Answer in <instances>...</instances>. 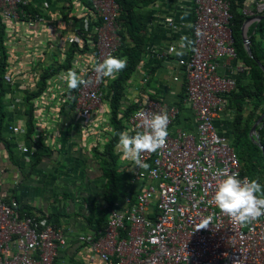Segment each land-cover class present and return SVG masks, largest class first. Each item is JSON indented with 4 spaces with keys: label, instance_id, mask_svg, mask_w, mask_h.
I'll return each instance as SVG.
<instances>
[{
    "label": "built area",
    "instance_id": "built-area-1",
    "mask_svg": "<svg viewBox=\"0 0 264 264\" xmlns=\"http://www.w3.org/2000/svg\"><path fill=\"white\" fill-rule=\"evenodd\" d=\"M26 5V0H0V16L5 21L20 20L26 17L22 13ZM90 10L98 19L92 29L96 40L87 41L94 52L87 62L73 59L69 69L91 81L71 96L75 111L84 119L98 115L104 102L107 78L97 81L94 66L109 54L116 57L121 45L117 0H91ZM193 13L192 49L179 58L178 65L185 71V102L194 113L195 126L171 131L178 109L153 100L142 101L129 118L132 130L142 131L137 127V112L164 110L169 117L168 136L163 148L142 154L147 169L136 164L132 168L134 179L142 183L135 199L123 197L119 208L109 211L102 232L77 237L103 264H264V216L245 225L234 223L212 199L223 178L219 172L247 178L241 177L231 142L218 132L215 122L224 98L237 83L232 73L220 71V65L229 69L237 59L229 2L193 0ZM243 13L262 15L264 0L255 3L254 11ZM26 21L32 27L44 19L37 15ZM167 23L174 27L171 19ZM74 41V35L67 38L68 43ZM174 52L175 47L169 46L167 53ZM61 73L60 88L66 72ZM21 150L29 153L25 147ZM206 218L209 225L200 229ZM66 244L62 229L25 214L15 199L0 194V264H53Z\"/></svg>",
    "mask_w": 264,
    "mask_h": 264
},
{
    "label": "crops",
    "instance_id": "crops-1",
    "mask_svg": "<svg viewBox=\"0 0 264 264\" xmlns=\"http://www.w3.org/2000/svg\"><path fill=\"white\" fill-rule=\"evenodd\" d=\"M26 1L29 11L35 8L44 19L43 23L29 27L26 20L5 21L0 16V25L5 26L6 55V66L0 80L4 91L2 112L5 115L0 134V194L6 200L15 199L25 214L45 220L65 232L67 244L59 251L54 264H103L85 244L77 242V237L101 232L108 220L104 201L106 181L98 164V158L103 155L94 153L96 148L103 152L104 145L108 143V101L104 100L100 114L89 119L82 118L75 108L66 106L73 104L72 91L68 90L63 80V87L58 85L63 78L61 72L68 70H61L56 76L46 79L42 92L32 96L41 87V79L37 76L53 64L51 56L58 55L57 60L64 62L62 52L67 49V38L74 34L73 30L95 28L98 19L90 10L91 0L87 1L88 5L82 0H71V10L66 0ZM254 2L249 0L246 8L252 11ZM166 17L174 19L175 29L163 21ZM193 17L190 0H157L137 10L133 20L141 28L139 33L144 34L146 52L166 51L173 45L175 60L164 56L153 62L149 54L144 55L143 62L128 82L124 102L128 105L149 98L168 107L176 106L179 115L171 131L193 129L195 126L194 113L185 102V71L176 64V57L191 52L192 44L183 50L180 46L186 40L192 41ZM255 24L248 25L244 21L240 42L243 43L245 35L249 41L253 38L254 44L259 41L264 45V33L256 31ZM243 48L246 51L244 43ZM93 52L94 48L88 46L83 55L73 59L87 62ZM117 58H120L119 54ZM255 62L264 72L262 63ZM220 71L226 75L232 73L237 81L249 72V68L237 55L229 69L220 65ZM6 76L11 78L10 82L4 79ZM228 98V95L224 98V107L215 121L216 127L220 128H217L218 132L224 134L233 124ZM30 105L33 106L31 130L27 124ZM104 126L106 131L102 130ZM126 132L135 135L130 127ZM101 140L104 142L101 143ZM22 147L27 148L29 153H24ZM115 147L118 170L127 188L123 195L134 200L136 193L142 189V183L134 179L132 168L135 164L125 159L121 150ZM122 196L117 200L118 208Z\"/></svg>",
    "mask_w": 264,
    "mask_h": 264
},
{
    "label": "trees",
    "instance_id": "trees-1",
    "mask_svg": "<svg viewBox=\"0 0 264 264\" xmlns=\"http://www.w3.org/2000/svg\"><path fill=\"white\" fill-rule=\"evenodd\" d=\"M82 1L88 5V0ZM156 1L157 0H117V4L119 7L117 23L120 27L118 35L119 37H121V48L119 49L118 54L120 58H127V66L117 75L116 79H106L103 90L104 100L108 101L110 108L109 117L106 122V125L108 126L107 128L109 129V131L106 132L108 143L104 145L103 152L99 151L97 148L94 149L95 154H100L101 156L103 155L102 158H98V164L99 170L102 173V177L106 181L104 201L107 204V214L110 210L117 208V200H119L120 196L123 195V192H126L127 190L126 186L122 182L121 173L118 170V154L115 151V146H117L119 140L118 133L126 132L128 130V118L138 109L137 102L129 103L128 105H126L124 102L128 82L132 75L137 72V69L142 62L144 55H148V52L144 50V34L139 33V30L141 28L137 23H134L133 20L137 10L144 8L149 4H153ZM228 1L231 14L230 29L234 40L235 50L239 58L242 59L247 68H249V72L244 75V77L237 80L236 89L228 94V100L230 102L229 108L233 113V124L230 129L228 128V131L225 134H220L227 136L231 142V145L241 165V177H247L249 180H251L254 177L258 176L264 180V122H261V124L256 128V132L263 149H260L259 146L255 145L249 137L251 127L264 113V72L258 67L257 63L255 62V60H258L264 66V45L259 41L257 42V44H254L253 38H251L250 50L252 53V57H250L246 53L243 48V43L240 42V31L242 24L247 19V17L243 14V10L246 8V4L249 0ZM254 1L256 2L258 0ZM66 2L68 4V9L71 10L73 7L71 0H66ZM252 6H254V4ZM22 10V13L26 15V17H21L22 20H26L28 18L33 19L38 15L35 8L32 12H30L27 6H22ZM74 20L79 21L75 18ZM254 26H256V31L259 30L262 31V34L264 33V20L259 21ZM4 28L5 26L1 24L0 52L2 53L0 58V80H2L3 78L2 75L4 74V69L6 66V55L3 37ZM71 28L74 27L72 26ZM93 28L94 27L91 26L86 30L83 28H78L77 33L73 34L75 36V41L73 43H68L67 49L62 52V59H64L63 63H60L57 60L58 55H56L55 57L51 56L52 59L50 58V61L53 62V64L51 65V67H48V69H46L43 74L37 76V78L41 79L42 83L41 87H39L37 92L33 93L32 96L36 97L42 92V88L44 87L46 79H50L56 76V74H58L61 70L69 71V69L71 68L72 59L76 56L83 55L86 50H88L89 45L87 41L90 39H93V41L96 40L92 33ZM125 28H127V30H125ZM126 35H128L129 37H127ZM127 38H130V40L128 41ZM152 61L155 62L157 61V59L153 58ZM3 93L4 91L1 89L0 85V134L1 130L3 129V119L5 116L2 112L4 108V103L2 100ZM66 106H71L74 110V104H68ZM32 111L33 106L30 105V108L27 111V124L30 130L31 127H33ZM105 129L106 127L102 130L106 131ZM124 195L122 196V198L124 197ZM21 211H23V209H21ZM57 257L55 258V260L57 259ZM55 260L53 264L55 263Z\"/></svg>",
    "mask_w": 264,
    "mask_h": 264
},
{
    "label": "clouds",
    "instance_id": "clouds-1",
    "mask_svg": "<svg viewBox=\"0 0 264 264\" xmlns=\"http://www.w3.org/2000/svg\"><path fill=\"white\" fill-rule=\"evenodd\" d=\"M178 1L181 2L184 0H178ZM190 1L191 4L193 5V0ZM255 3L254 6H252V11H254ZM263 15L264 13L262 15H258L254 17L244 15L247 17L245 22H248V25L252 23L254 24L258 23L259 21H261L258 20V17ZM168 19L172 20L173 18L166 17L163 20L164 22H166L167 25H168L167 23ZM173 21L174 19L172 20V23ZM173 25L175 29L176 25L174 23ZM197 35H201V33L198 32ZM191 44H192L191 40H186L181 43L180 47L183 50L185 47H188ZM249 46H250V41H249ZM168 48L169 47H167L166 51L148 50L149 57L152 59L155 58L157 60H160L164 56H169L171 57V61H172L175 52L172 54L167 53ZM179 54H182V52ZM117 56L114 57L111 54H109L106 58L103 59L102 62H97L95 64L94 72L96 74L97 81H100L101 79L104 78H109L114 80L117 78V75L126 68L127 58L126 57L117 58ZM179 58L180 57H176L177 65ZM178 67L180 66L178 65ZM64 79L66 81V85L69 91L77 90L81 86L87 87L91 83L90 80H86L82 78L73 70H69L68 72H66L64 74ZM185 91H186V87H185ZM144 100H152V99L146 98L138 101L137 110H139V104ZM161 104L163 105V103ZM172 107H176V106H172ZM177 109L179 111V108ZM136 115L140 121L137 127L142 129V131L135 132L132 130L135 133V135H129L128 132L118 133L119 140L117 147L121 150L123 157L125 159H129L137 166L147 169L149 165L142 163L141 160L142 154L155 153L159 149L165 146L168 136L167 129L169 124V117L167 112L164 110H162L159 113L140 111L137 112ZM131 116H129V118ZM176 119L174 120V122L176 121ZM173 124L171 126H173ZM127 125H128V121H127ZM128 127L130 126L128 125ZM218 175L222 176L223 178L220 179L212 199L222 214L229 217L234 223H238L241 225L251 223L259 219L261 216H264V185H261L257 179L249 180L248 178H244L243 180H241L237 178L236 175L228 174L226 172H219ZM209 222L210 221L208 220V218H206L205 221L202 222V227L200 229L206 228L209 225Z\"/></svg>",
    "mask_w": 264,
    "mask_h": 264
},
{
    "label": "water",
    "instance_id": "water-1",
    "mask_svg": "<svg viewBox=\"0 0 264 264\" xmlns=\"http://www.w3.org/2000/svg\"><path fill=\"white\" fill-rule=\"evenodd\" d=\"M264 19V15L263 16H259L258 20H263ZM244 30V28H243ZM243 43L245 46V49L248 53V55L250 57H252L251 51H250V46H249V40L246 38V36L244 35V39H243ZM264 113L259 117V119L253 124V126L250 129L249 132V137L251 138V140L254 142L255 145L259 146L260 149H263L262 145L260 144V140L258 138V134L256 132V128L258 127V125L261 124V122H264Z\"/></svg>",
    "mask_w": 264,
    "mask_h": 264
},
{
    "label": "rangeland",
    "instance_id": "rangeland-1",
    "mask_svg": "<svg viewBox=\"0 0 264 264\" xmlns=\"http://www.w3.org/2000/svg\"><path fill=\"white\" fill-rule=\"evenodd\" d=\"M96 127L99 128V125L96 124ZM100 138H102V137H100ZM103 142H104V140H101V143H103ZM253 179H257V180H259V181H260L259 183H260L261 185H264V180H263L261 177L256 176V177H254Z\"/></svg>",
    "mask_w": 264,
    "mask_h": 264
}]
</instances>
